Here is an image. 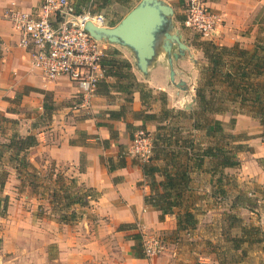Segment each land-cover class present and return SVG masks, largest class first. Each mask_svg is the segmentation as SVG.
<instances>
[{
	"label": "crops",
	"instance_id": "crops-1",
	"mask_svg": "<svg viewBox=\"0 0 264 264\" xmlns=\"http://www.w3.org/2000/svg\"><path fill=\"white\" fill-rule=\"evenodd\" d=\"M204 1L220 17L213 33V42L225 46L238 44L247 49L253 46L255 36L264 26V0ZM12 2L21 10L33 11L41 0H0V113L9 118V125H12L9 132L12 134L36 136L37 144L29 148L27 158L38 169L37 174L41 175L40 171L43 172L51 162L53 172L50 173V181L55 182L61 176H68L69 179L74 178L79 187H84L83 190L90 188L93 192L92 196L83 197L84 203L71 204L67 211L75 210L76 213L68 222L58 219V214L53 210L56 203L49 191L45 193L42 189L29 190L22 186L25 190L18 198L9 196V212L13 215L12 211L17 208L21 210V215L17 216L16 212V216L7 220L9 230L5 231V238L3 235L0 237L3 239L2 248L9 254L6 262L161 264V256H144L141 240L134 236L140 237L143 232L161 234L173 231L176 227L175 214L161 216L160 211L144 203L149 186L139 165L133 163L137 157L130 155L128 149L135 131L143 129L151 135L156 129L154 121L143 122L133 113L144 109L147 113L158 114L162 108H170L168 104H159V98L169 101V91L163 87L162 82L154 89L151 84L155 78L153 70L149 69L147 79L139 77L131 59L125 58L131 63V71L135 81L141 85L142 92L134 91L131 101H128L126 91L120 86L122 81L103 76L91 94L88 105L83 104L81 94L72 81L65 77L47 81L31 67L27 51L17 44L18 35L12 28V21L3 15ZM175 18L177 20V15ZM157 79L159 81V77ZM143 84L152 88L149 90L151 96L144 98L145 104L143 94L148 89ZM157 90L161 93L158 97L155 96ZM174 94L180 93L175 90ZM237 102L240 100L230 104L223 114H216V118L228 122L232 113L239 109ZM177 103L181 101L178 99ZM244 106L249 108L248 105ZM121 109L120 117H111L110 111ZM30 110L36 113L35 121L24 114V111ZM249 113V110H244L236 114L233 128L226 130L233 134H245L248 138L241 143L251 150L239 152L240 165L224 171L235 170L240 184H260L264 191V141L259 136L262 125ZM191 124L187 132L202 134L192 130ZM205 142L204 139L201 144ZM121 153L124 157L123 165L119 156ZM209 162L205 160L202 167L191 175L192 189H205L203 193H198L202 197L195 203L202 211L209 210L206 204L211 188L206 187L209 182L206 184L203 179L204 173H207L205 164ZM9 171V179L15 183L12 185L19 186L14 165L9 166ZM194 176L205 184L194 187ZM5 189L1 192L7 195ZM200 215L202 212L197 214L198 224ZM189 233H183V236H189ZM138 244L142 257L136 255ZM237 252L239 258H245L242 264H252L248 259L255 256L264 264V250L242 246ZM174 258L179 260L184 256L176 255ZM210 264H215V261L212 260Z\"/></svg>",
	"mask_w": 264,
	"mask_h": 264
},
{
	"label": "trees",
	"instance_id": "trees-1",
	"mask_svg": "<svg viewBox=\"0 0 264 264\" xmlns=\"http://www.w3.org/2000/svg\"><path fill=\"white\" fill-rule=\"evenodd\" d=\"M94 1L106 2V0H75V4L80 8L81 6H91ZM182 1L187 9L185 0ZM91 9L95 11L92 7ZM185 15L186 13L177 15V20L183 23ZM121 18L110 22L109 25H115ZM198 47L201 48L207 60L204 79L205 87L209 90L205 88L196 90L195 101L198 110L192 118L191 129L202 132V140L205 139V144H201L203 141L195 142L193 138H189V135L181 139L175 129L168 130L162 125L160 121H162V115H166L167 110L165 108L161 109L158 114L147 113L144 109L133 113V116L143 122L154 121L156 123L155 132L151 136L152 150L150 156L146 160L137 158L133 161L139 165L143 178L149 186V193L144 196V203L160 211L161 216L175 214L176 227L173 230L175 233L191 230L198 223L199 209L195 204L190 203L188 198L189 193L193 190L191 174L200 169L205 160H210L212 166L206 171L210 172L211 177L215 179L209 183L210 197L221 196L223 199L227 194V189L224 188V179L226 180L223 176L224 169L238 167L240 161L236 154L244 150H251L250 147L241 143L242 140L248 138L245 134L235 135L226 131L227 128H233L235 113L228 122L216 118V114H223L227 109L223 107V99H229L231 102L240 100L242 105H248V110L253 111L260 124L264 126V81H262L264 77V36L257 37L250 49L238 44L218 45L209 40L200 41ZM100 65L104 69L105 77H115L118 81H122L120 86L126 91L128 101H131V94L134 91L142 92L141 85L135 81L131 71V63L129 60L118 56L116 51L106 52L100 61ZM217 83L227 88L226 95H223L222 91L213 90V86ZM145 93V95L143 94V104H145L144 98L151 96L149 90ZM122 111L123 109L110 111V115L117 118L121 116ZM259 136L264 141V133ZM103 143L106 144L107 141H103ZM36 144L37 139L34 134L20 136L14 133L11 135L8 143L4 146L10 153L9 162L11 164L13 161L17 163L16 165L13 164L17 171L21 168L30 167L27 158L28 150ZM119 156H121V165H123L122 153ZM107 161L110 162L111 160L108 159ZM107 170H110V166ZM6 177L7 171H4L0 175V191ZM70 181L76 185L74 178H70ZM227 182L230 181L227 180ZM61 188L62 185L53 189L50 196L56 203L53 210L58 214V219L68 222L75 217L76 213L75 210L67 211L71 204L84 203L83 197L92 196L93 191L90 188L83 190L84 187L78 186L76 188L78 191H75V195H73L68 193L67 189ZM241 196V193H238L232 205L236 204ZM60 199L63 201L62 204H60ZM7 204L8 196L0 197V214L5 211ZM240 230L243 235L233 238V241L236 242V248L239 246V241L249 244L264 241V237L262 239H249L248 233L257 235L260 232L258 227L247 229L245 225L241 224ZM134 237L140 239L138 235ZM136 255L143 256L140 252V244L136 246Z\"/></svg>",
	"mask_w": 264,
	"mask_h": 264
},
{
	"label": "rangeland",
	"instance_id": "rangeland-1",
	"mask_svg": "<svg viewBox=\"0 0 264 264\" xmlns=\"http://www.w3.org/2000/svg\"><path fill=\"white\" fill-rule=\"evenodd\" d=\"M138 1L139 0H106L105 3L101 1H94L91 3V7L95 11L102 13L105 16L108 24H110V22L117 21L120 17H123L134 5L138 3ZM164 1L172 5L174 9L173 22L176 25L175 29L181 33L183 41L190 47L186 52L184 58L175 61V65H173L174 69L177 71L175 80H178L180 78H185L188 80V88L186 90L178 89L169 82L168 66L165 54H159L157 61L151 67V69L153 70V74L155 75L154 80L151 82L154 89L158 87L159 82H162L163 87H165L170 93L168 102L167 99L162 100L161 98H159V104L162 102L163 104H168L170 107L168 109L165 108L167 112L166 115H162V121H160V123L164 125L168 130L171 128L175 129L178 137L181 139L186 136L188 137L189 135V138H193L195 142H201L204 141V139L202 140L201 133L199 134V132L194 131L187 132V130L189 129L188 127L190 123H192V118L195 116L198 110L196 108L197 104L195 101L196 90L201 88L209 90V88L205 87L204 79L207 60L203 54V51L198 47V45L200 41L214 40L213 37L211 39L201 38L199 33L192 29L185 28L182 23H179L176 20V15H184L186 13V6L182 0ZM260 29L261 30H259L257 36H255L256 38L264 36V26ZM104 46V54L106 52L116 51L118 56L128 58L131 59L130 61H133V58L131 57L127 49L109 43L108 45L106 44ZM138 76L147 79V77L142 76L140 73L138 74ZM157 77H159V81ZM262 79V81H264V77ZM143 85H145V89L151 91L152 88H148L146 86L147 84ZM175 90L180 94H174ZM208 90L206 91L208 92ZM213 90L222 91L223 95H226L225 93L227 88H225L224 85H220L219 83H217L213 86ZM159 95H161V93L159 90H157L155 92V96L158 97ZM178 99L181 101V103H177ZM223 100L224 108H228L230 107V104H234L229 99ZM236 101L237 100H235V102ZM237 104L239 106V109L235 112L234 116L241 111L244 112V110L249 109L246 108V106L242 105L240 102H237ZM24 114L26 117H31L33 118V121H35L36 113H33L32 110H30L29 112L24 111ZM249 114L253 118H257L253 111ZM11 126V123L9 125V118H6L0 113V175H2L4 171H7V177L4 181L2 189L6 188L5 190L8 193L7 208L5 209V211H3L2 214H0V237H2V235L4 236L7 229L9 230V227H7V220L11 219L13 215L16 216V212L17 216L21 215V210L17 208L12 211L14 212L13 215L11 214V212H9V196L18 198L19 194L25 189H42L45 193H47L48 191V193H51L53 189H57L61 185V189H67V192L73 195H75V191H78V189H76L78 185L71 183L68 176H61L59 179L55 180V182L50 181L49 176L50 173L53 172V165L51 162L47 164V167L43 169V172L40 171L41 175L36 173L38 169L34 168L31 164L30 167H20L21 170L17 171V179L19 178V182H17V184L19 183V186L15 187L16 185H12L15 183L11 182V179H9V166L13 164L16 165L17 163L13 161L11 164L9 162L10 153L4 146L6 143H8L9 138L11 137L10 135L12 134V132H9V130H11ZM260 129V134L264 133L263 125L262 127H260ZM147 133L149 134V132ZM149 136L151 137L152 134H149ZM261 139L263 140L262 137ZM238 155L239 152L236 154V156L240 158ZM211 166L212 164L210 162L206 163L205 169H210ZM207 173H204L203 175V179H205L206 184L207 181L211 183L215 180L211 177L210 172ZM236 174L237 171L235 170L230 172L223 171V176L226 178V180L224 179V188L227 189V194L225 197H223V199L221 198V196H209L208 204H206L209 210H199V212H202L199 221L200 225L197 223L193 229L181 231L180 233H175L173 231H164L161 234L149 233L153 236L155 235L157 237H160V239L162 240L163 248L161 252L156 255L162 257L161 264H210L212 260L215 261V264H242V260L245 261V258H239V253L237 252V250L241 249L242 246L256 250H263L264 241L254 244L239 241V246L237 248L235 247L236 242L233 241V238H237L243 235L240 230L241 224L245 225L247 229H250V227H258L260 229V232L257 235L248 233L249 239H262L264 237V191L260 188V184L257 186L255 184H252L251 186L245 182L240 184V182L237 181L238 176L236 177ZM195 178L196 176H194L193 180L194 187H200L201 185L205 184L203 182L200 183V181ZM227 180H229L230 182H227ZM225 183L227 184L225 185ZM22 186H24L25 189H22ZM12 187L15 189H12ZM206 187H209V185H206ZM192 191L193 192L189 193L188 198L190 203L195 204L197 200L202 197V194L198 193H203L205 189L196 188ZM238 193H241L242 196L238 199V202L236 204L232 205V202L236 200L235 197ZM3 195V191H0V197H2ZM197 208L200 209V206ZM205 208L206 206L203 207V209ZM183 233H189V236H183ZM2 244L3 239L0 241V257L3 260L1 262L0 258V264H10L9 262H6L9 259V254L5 253L4 249L2 248ZM176 255L184 256V258L174 260V257ZM17 261L18 259L15 260V262ZM248 262L252 264H261V259L255 256L252 257L251 260L248 259Z\"/></svg>",
	"mask_w": 264,
	"mask_h": 264
},
{
	"label": "built area",
	"instance_id": "built-area-1",
	"mask_svg": "<svg viewBox=\"0 0 264 264\" xmlns=\"http://www.w3.org/2000/svg\"><path fill=\"white\" fill-rule=\"evenodd\" d=\"M187 9L183 25L211 39L220 17L211 11L204 0H185ZM3 15L12 21L18 35L17 44L23 47L30 65L43 79L53 81L65 77L78 88L82 103L88 105L91 94L104 76L100 61L105 46L86 30L90 22L98 27L110 26L105 16L91 6L78 8L75 0H41L33 11H24L12 2ZM152 150L151 137L143 129L134 132L130 155L146 160ZM141 247L146 258L158 255L162 248L160 237L143 232Z\"/></svg>",
	"mask_w": 264,
	"mask_h": 264
},
{
	"label": "water",
	"instance_id": "water-1",
	"mask_svg": "<svg viewBox=\"0 0 264 264\" xmlns=\"http://www.w3.org/2000/svg\"><path fill=\"white\" fill-rule=\"evenodd\" d=\"M174 9L164 0H139L115 25L98 27L90 22L85 30L103 45L127 49L134 69L147 77L159 54L166 55L168 80L174 87L186 90L187 79L175 80L174 62L189 50L181 33L175 29Z\"/></svg>",
	"mask_w": 264,
	"mask_h": 264
}]
</instances>
